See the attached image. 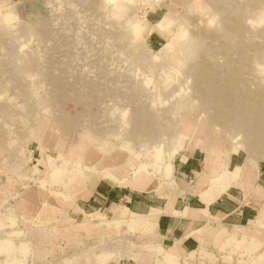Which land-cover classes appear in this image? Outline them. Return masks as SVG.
I'll use <instances>...</instances> for the list:
<instances>
[{
	"label": "rangeland",
	"instance_id": "374dc122",
	"mask_svg": "<svg viewBox=\"0 0 264 264\" xmlns=\"http://www.w3.org/2000/svg\"><path fill=\"white\" fill-rule=\"evenodd\" d=\"M153 15L163 39L149 37ZM37 138L54 159L60 143L68 171L108 155L128 179L166 164L162 191L180 186L188 150L264 164V0H0V173L24 185L0 195V264H168L120 225L77 251L35 235L21 196L67 199L54 161L29 176ZM226 228L232 238L190 264H264V224Z\"/></svg>",
	"mask_w": 264,
	"mask_h": 264
},
{
	"label": "crops",
	"instance_id": "0c3cea01",
	"mask_svg": "<svg viewBox=\"0 0 264 264\" xmlns=\"http://www.w3.org/2000/svg\"><path fill=\"white\" fill-rule=\"evenodd\" d=\"M158 23L156 15L146 19L147 28L151 26L149 37L163 39L165 34L156 28ZM37 140L40 145L31 155L35 173L29 176L35 179L40 168L51 167L53 178L61 180V191L67 199L63 205L42 207L41 202L46 200L32 189L21 196L19 207L25 209V215L35 213L39 224L35 235L40 231V239L56 235L54 246L61 244L77 251L92 244L94 237L108 235L110 229L114 231L120 225L123 230H137L136 234L146 239L145 244L168 264H190L216 244L232 238L227 226L253 231L264 224V164L244 162L239 155L227 160L218 155L215 161L208 156L206 146L205 152L191 148L176 163L182 176L180 186L162 191L158 181L165 177L166 164L159 174L140 168L128 179L118 169L124 158L113 155L120 157L115 162L116 157L108 155L99 160L98 166L87 167L93 169L90 173L84 172L86 168L68 171L61 167L66 153H61L60 143L52 144L53 149L60 151L54 159L46 154L49 142L44 138ZM37 152L40 153L35 157ZM50 161L55 166L49 167ZM6 169L10 172L0 173L1 197L17 195L23 185V179ZM25 203L33 205V210L23 206ZM131 257L138 264L147 262L142 255Z\"/></svg>",
	"mask_w": 264,
	"mask_h": 264
},
{
	"label": "bare ground",
	"instance_id": "6f19581e",
	"mask_svg": "<svg viewBox=\"0 0 264 264\" xmlns=\"http://www.w3.org/2000/svg\"><path fill=\"white\" fill-rule=\"evenodd\" d=\"M200 20V19H199ZM197 31V30H196ZM193 33V32H192ZM238 35V34H237ZM237 40V39H236ZM200 80V79H199ZM164 137V136H163ZM142 140V139H141ZM252 143V142H251ZM211 148V145H209V149ZM210 152V151H209Z\"/></svg>",
	"mask_w": 264,
	"mask_h": 264
}]
</instances>
